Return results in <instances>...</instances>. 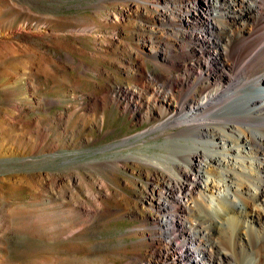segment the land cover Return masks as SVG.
<instances>
[{
	"label": "rangeland",
	"instance_id": "rangeland-1",
	"mask_svg": "<svg viewBox=\"0 0 264 264\" xmlns=\"http://www.w3.org/2000/svg\"><path fill=\"white\" fill-rule=\"evenodd\" d=\"M183 6L0 0V264H182L159 230L178 191L149 161L176 131L157 127Z\"/></svg>",
	"mask_w": 264,
	"mask_h": 264
},
{
	"label": "bare ground",
	"instance_id": "bare-ground-1",
	"mask_svg": "<svg viewBox=\"0 0 264 264\" xmlns=\"http://www.w3.org/2000/svg\"><path fill=\"white\" fill-rule=\"evenodd\" d=\"M183 3L163 46L179 74L157 127L176 131L149 161L178 191L159 230L182 264H264V0Z\"/></svg>",
	"mask_w": 264,
	"mask_h": 264
}]
</instances>
